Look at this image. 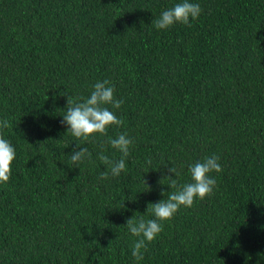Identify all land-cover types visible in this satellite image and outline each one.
Masks as SVG:
<instances>
[{"label": "trees", "instance_id": "1", "mask_svg": "<svg viewBox=\"0 0 264 264\" xmlns=\"http://www.w3.org/2000/svg\"><path fill=\"white\" fill-rule=\"evenodd\" d=\"M180 2L0 0V136L15 149L0 264H264V0H189L201 9L190 26L156 29ZM103 80L123 124L76 140L67 96L82 102ZM121 133L134 139L126 170L101 180L99 154L119 159L108 141ZM76 144L90 153L78 168ZM212 156L213 193L136 260L127 219H151L147 205L176 191L168 168L179 187Z\"/></svg>", "mask_w": 264, "mask_h": 264}, {"label": "clouds", "instance_id": "2", "mask_svg": "<svg viewBox=\"0 0 264 264\" xmlns=\"http://www.w3.org/2000/svg\"><path fill=\"white\" fill-rule=\"evenodd\" d=\"M200 12L199 5L190 3L189 0H182L173 7L162 11L159 18L152 23L158 30L168 29L176 23L190 26V19L196 20ZM122 104V99L114 97V87L108 80L98 81L93 85L90 96L83 99L82 102H77L71 96H67L66 113L62 116L61 123L67 125L66 131L76 140L88 141L89 137L94 134L106 135L107 129L111 125L123 124L122 119L117 118L115 113L106 107V105H111L113 109H119ZM8 127L10 125L7 120H0V129ZM108 143L121 153V157L112 160L103 152L99 154V160L108 168V171L101 172V180L119 177L126 170L125 158L129 155V149L133 145L134 139L127 133H121L116 138L110 139ZM76 149H73L69 158L73 166L78 168L85 157L90 156V153L86 147H81L79 144H76ZM14 159V147L0 136V184L8 182ZM148 164H151V161H148ZM221 170L218 157H207L203 162L198 161L189 165L191 183L177 187V181L173 177L179 173L174 166L168 168V172L171 174L166 176L170 181L169 188H175L176 191L167 195V198L147 205L145 211L151 214V219L145 220L143 217L136 219L132 216L126 221L125 225L129 233L137 238L132 248V256L136 260L143 259L142 249L146 251L148 244L162 231L163 222L171 220L181 207L190 208L195 200H204L205 197L213 193L216 180L210 176V173H219ZM147 191H150V188ZM161 195L165 197V193L162 192Z\"/></svg>", "mask_w": 264, "mask_h": 264}]
</instances>
